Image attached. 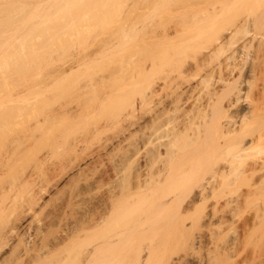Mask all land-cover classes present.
<instances>
[{
  "label": "bare ground",
  "instance_id": "bare-ground-1",
  "mask_svg": "<svg viewBox=\"0 0 264 264\" xmlns=\"http://www.w3.org/2000/svg\"><path fill=\"white\" fill-rule=\"evenodd\" d=\"M146 1L129 0L122 19L115 21V30L102 32L96 39L97 49L74 56L57 76L53 75L54 83L74 71H79L82 78L86 72L83 67L94 63L97 55L105 58L114 53L118 56L113 68L105 72L107 75H99L104 83L105 79L117 80L120 72L124 73L120 67L126 63V70L140 63L143 90L138 99L128 103V117L116 120L115 114L116 119L96 121L85 133L88 136L110 129L123 119L118 134L83 154L77 147L87 137L61 136L60 126L87 111L86 99L77 105L59 104L38 112V107L36 111L31 107L45 96L36 90L23 98L28 104L0 107V264L17 250L23 258L22 263L17 261L20 264H146L152 243L146 237L148 230H154L163 219L185 229L181 217L190 209L197 228L183 236V244L191 247H200L206 240L219 247V238L225 237L228 224H232L226 217L228 211L241 220V215L254 207L252 214L248 213L250 218L246 217L250 220L243 217L240 221V235L231 241L237 247L242 242L240 236L245 240L246 233L254 232L264 222V40L253 43L255 35L251 32L252 26L264 18V0H251L248 11L254 8L255 15L249 17L250 12H245L229 24L226 21L222 28L218 27L220 17L224 13L238 15L240 8L235 2L246 5L249 0H185L187 5L168 8L163 22L156 23L155 18L153 23H132L130 15L144 8ZM170 1L152 0L150 8ZM72 2L76 1L65 4L66 12L72 13L76 6ZM99 2V9L109 3ZM114 7L97 12L102 23L109 21ZM133 33L138 37L132 42ZM141 39L139 47L136 43ZM246 44H253L260 57L242 61ZM258 79L260 83H256ZM95 83L85 77L80 91L88 93ZM29 107L34 115L29 114ZM143 127L146 136L139 144L146 147L148 155L135 174L134 185H124V177H117L118 171L125 170L124 161L119 160L113 169L114 183L106 186L107 181L100 177L107 172L100 161L103 155L132 136L133 129L143 133ZM97 167L98 176L90 172ZM80 180L91 181L102 191L94 197V212L90 216L81 214L74 222L72 187H77ZM243 184L247 186L244 191L230 198L228 189ZM183 191L189 199L185 204L181 201V208L178 204L182 196L178 194ZM57 194L58 203L54 200ZM174 201L182 210L176 204L177 208L170 209ZM250 204L252 208L248 209ZM54 225L59 227V234L48 238L46 233ZM209 226L214 229L208 231ZM190 255H177L171 264H181Z\"/></svg>",
  "mask_w": 264,
  "mask_h": 264
},
{
  "label": "rangeland",
  "instance_id": "rangeland-1",
  "mask_svg": "<svg viewBox=\"0 0 264 264\" xmlns=\"http://www.w3.org/2000/svg\"><path fill=\"white\" fill-rule=\"evenodd\" d=\"M70 1L73 0H0V107L8 106L9 104L14 106L17 105V103L28 104L26 103L28 102V99L26 100V102L24 100L26 99L25 97L29 96L31 92L36 90L42 91L41 93L46 97L43 98L40 96L41 98L38 99L39 101H37V103H34L37 105H33L32 100H34L35 102V98L31 99L33 105L31 108L38 107V112L42 108V110H45L49 107L51 108L59 104L77 105L76 103L86 99L87 109L85 110L87 111L81 114L79 117H76L73 121L67 122L66 125L62 123L60 126L62 134L61 136L69 135L67 136L69 138H72L74 136H79L80 138H82V136L87 137L85 138L87 139L84 141L85 143H82L77 147V152H81L84 154L90 152L97 144H101L110 136L118 134L120 132L119 124L123 119H120L118 124L114 125L110 129L108 127L107 129L105 128L95 134H88V136L85 134L88 132V130H90L89 128L92 127V125L96 121L102 123L104 120H112L116 116L115 114H118L117 119L115 117L116 120L123 116H125L126 118L128 117L127 115H125L128 109V103L135 100V98L138 99L137 97H139L142 93L141 90H143L142 87L144 84V73L139 67L140 63H137L138 65L133 63L132 66L130 63L129 66L134 68L132 69L131 67H128L129 70L125 69L128 66H126V63L124 65L125 68L124 66L120 67V69L122 68L124 70L123 74L122 72H120L121 76L119 77L121 78L118 77L117 80L115 78L114 81L105 79L106 81H104V83L100 82L99 75L113 68L114 61L117 58L116 56L118 55H115L113 53V56H104L105 58H102L101 54H99L100 57L99 55H97V58L93 60L95 64L92 63L83 67L86 72L82 78L79 77V71H74L67 76H60V80L54 83L55 78L53 75H56L60 68L67 63V61L71 60L74 56H82L97 49L96 39L99 36L103 35L101 34L102 32L104 33L105 31L108 32L110 30L113 31L116 24L115 21L119 19L118 17L122 19V11L126 8L129 0H122L123 3L121 2V0H106L109 1V3H105L104 7L100 9L98 7L100 5V0H86L85 2H83L84 0H75L76 2H72L74 5L76 3V6L73 7L71 11L72 13H70L69 11L66 12L65 7V4L67 6V2L70 3ZM79 1H81L82 3ZM151 1L152 0H149L148 2L146 1L147 4L144 6V8H142V5L144 3H140L142 7L138 9L142 11L136 9V11L133 12V15H130V18H132L133 20L132 23L135 22V20H138V23L142 21H152L153 23L156 22V20H158L156 23L163 22L165 20L164 15H167V12L170 11L168 10V8L172 10L176 8L175 5L177 7L178 5L183 6L187 5L188 2L185 0H176L177 2L175 0H171L167 4L157 5L154 6L155 8H150V5L153 4ZM218 1L224 3L226 2V0ZM117 2L121 5L117 4ZM260 2L262 1L260 0ZM78 4H80V6ZM235 4L236 7L239 6L240 13L238 15H234L231 13L225 15L224 13L219 19L218 27L222 28L223 26H225L224 24L226 21L227 23L231 22L235 17L245 14V12H250V14L248 13L249 17H251V14L255 15L257 13L252 12L254 8L248 11V9L253 4L251 0H249V3H247L246 5H240L237 2H235ZM85 6H87V9L85 8ZM60 7L62 8L61 10H59ZM109 7L114 8L112 9V14L109 15L110 17L108 16L109 21H107L105 24L104 22L102 23V21L99 19L100 16L98 13H100L99 11L102 9L111 10V8ZM245 7L247 8V10L245 9ZM118 13H120L121 16H116ZM155 18L157 19L155 20ZM263 19H261V21H257L256 24L252 26L253 30H251V32L255 35L253 43H256L257 40H264ZM137 37L138 35L135 36V34L133 33V38L130 40L132 42L136 41ZM141 42L142 39L138 40L136 45L141 47ZM257 55L258 53L256 52L254 45L246 44L242 47L240 58L242 61L244 60L248 63L249 60L256 57ZM219 56L223 57V55L221 54ZM216 58L218 57L216 56L214 59ZM140 60L142 64L144 61V55L142 52L140 54ZM130 68L132 70V73H130ZM136 73L138 74L136 75ZM105 75H107V73H105ZM85 77H88L92 81L96 82L94 86L89 88L90 90H88V93H82V91H80V86L84 84ZM98 80L101 84L98 82ZM107 81L108 83L110 82L108 85ZM256 83H260V80L258 79ZM104 92L109 93V95H104ZM20 98H24L23 101ZM246 105H250L248 101L246 102ZM31 108L29 107L28 111H31ZM30 113H33V111L29 112V114ZM144 129L145 128L143 127V130ZM133 130L136 131V128ZM135 131H132V136L130 135L119 146L108 150L103 155L102 160H100L103 165L102 167H105V171L108 172L101 174L100 176L107 181L106 186L111 187V185H113L112 183H114L115 179L113 175V169L114 165L119 160L124 161L123 163L125 170H123L122 172L118 171L117 177H121V175L122 179L124 177V185H127V183L133 184L132 181L134 182L135 180V174L138 172V170H140L142 164H145L147 160L146 156L148 155V153H145L147 151H145L146 147L145 149L141 148V145L143 143V139L145 140L144 137L146 136V129L143 131L145 135L141 133L142 130H140L139 128L136 132ZM140 142L142 143L139 144ZM97 168L94 171L93 169H91L92 171L90 172L98 176L99 168ZM85 173L87 174L88 170H86ZM81 177H83V175H81ZM246 187L247 186L245 184H243L239 188L231 186L228 189V195L231 193L229 195L230 198H235L238 195L236 193H240L239 191H244ZM72 188L74 189V196L71 202V215L73 221L76 222L77 216L81 214L90 216L94 212V197L95 195L98 196L102 190L97 188L95 183H92L91 181L84 182L83 180L79 181L77 187L75 186ZM122 189L124 192H128V189L126 187H123ZM184 192L185 191L178 194V196H182L181 198L179 197L180 200L179 198L177 199L180 202V204H178L179 206H181L182 203L185 204L186 200L189 199V194H187V199L185 197L186 195H182L184 194ZM59 195L61 196V193H59ZM59 195L57 194L54 199L57 203L60 201ZM175 201L170 206L171 210L176 206L179 208V206L176 204L178 203V201L176 203ZM181 201L183 202L181 203ZM175 204L176 206H174ZM251 204L250 206L248 205V209L252 208L253 204L252 206ZM183 206L184 205L182 204L181 208H183ZM181 208L179 209L182 210ZM253 208L250 209L251 212L253 211ZM226 209L228 211V207L224 208V211ZM230 212L228 211L226 213V217H230L229 223L232 224H228L229 230L227 231L228 234L226 233L227 236L225 235V237L219 238V241L221 242L220 243L218 241L219 244L217 243L219 247H216L215 243L214 245L208 243L207 240L205 241L206 243H203L204 246L201 245L200 247H191L189 245L183 244V236H189L191 232H194L197 228V224L196 222H194V218H192L194 212L191 209L184 213V216L186 218L184 216V219L183 217H181V220L184 222L185 229L180 228L179 225H175V223L172 224L168 222L166 219L161 220V225H157L152 231L148 230L150 234L152 233L151 235L149 233L146 234V237H149L147 239H151L150 242H152L149 261H147L146 264H171L172 258L177 255H183V253L185 252H190L191 255L189 258L182 259L181 264H264V227L262 225L264 222H260L261 225L258 224L259 227H257L254 232L245 234L247 240L246 238L244 240V238L242 237L243 235L240 236L243 247H241V243L237 247V245L234 246L233 242L231 244V241H235V237L238 234L240 235V233H237L238 231H240V221H242L243 217L250 218L249 216L252 213H249L248 210H246V212L244 211L245 213L241 215L242 219L240 220V216H236L237 218H235ZM228 215H231L232 217ZM162 216L164 217V214H162ZM233 219L236 221H233ZM159 226L162 228H160ZM210 227L213 228L212 226H209L207 228L208 231ZM155 229H157L158 231ZM212 232L208 233H211V235L215 236V234H212ZM46 234L48 235V238L57 236V234H59V227L57 225L52 226ZM146 237L144 240L149 241L146 239ZM208 239L210 240L209 242L212 243V237L210 239V235ZM229 245L231 246V248ZM19 248L20 246L18 247V249ZM16 252V255L18 256V250ZM220 253L222 254L220 255ZM16 255L15 252L14 254H11L12 257H8L10 260L7 259L6 263L4 264L22 263L23 258L19 256V258H17L15 257ZM17 261H19L20 263H18Z\"/></svg>",
  "mask_w": 264,
  "mask_h": 264
}]
</instances>
